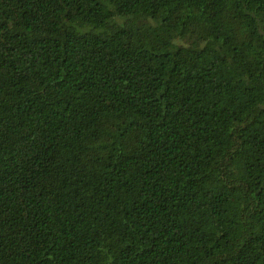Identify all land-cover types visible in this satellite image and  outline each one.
<instances>
[{"label": "trees", "instance_id": "trees-1", "mask_svg": "<svg viewBox=\"0 0 264 264\" xmlns=\"http://www.w3.org/2000/svg\"><path fill=\"white\" fill-rule=\"evenodd\" d=\"M0 264H264V0H0Z\"/></svg>", "mask_w": 264, "mask_h": 264}]
</instances>
